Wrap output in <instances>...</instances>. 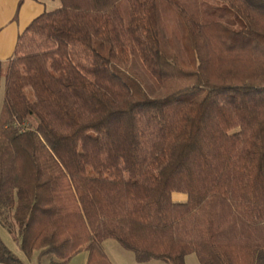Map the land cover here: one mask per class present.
<instances>
[{
	"label": "trees",
	"instance_id": "16d2710c",
	"mask_svg": "<svg viewBox=\"0 0 264 264\" xmlns=\"http://www.w3.org/2000/svg\"><path fill=\"white\" fill-rule=\"evenodd\" d=\"M201 1L58 0L0 61V226L26 258L264 264V0H213L239 29ZM0 264H24L1 238Z\"/></svg>",
	"mask_w": 264,
	"mask_h": 264
},
{
	"label": "crops",
	"instance_id": "0c3cea01",
	"mask_svg": "<svg viewBox=\"0 0 264 264\" xmlns=\"http://www.w3.org/2000/svg\"><path fill=\"white\" fill-rule=\"evenodd\" d=\"M58 6V0H41V2L37 0H0V61L7 60L11 57L17 42V37L33 19L44 12H48L47 7L55 9ZM13 12L14 14L10 15ZM21 13L23 14L21 15ZM13 23H15V26L8 29L7 27L11 26ZM174 199L177 201H184L185 196L175 194ZM112 241L113 240H106L102 243V249L111 264H159V261L137 263L134 260L133 254L130 256L128 252L123 250L120 246H116ZM86 260L87 252H81L73 257L67 264H85ZM184 262L185 264H199L195 255L192 254L186 256ZM44 264H48V262Z\"/></svg>",
	"mask_w": 264,
	"mask_h": 264
},
{
	"label": "rangeland",
	"instance_id": "374dc122",
	"mask_svg": "<svg viewBox=\"0 0 264 264\" xmlns=\"http://www.w3.org/2000/svg\"><path fill=\"white\" fill-rule=\"evenodd\" d=\"M37 1L38 2H41V0H37ZM201 5H202V17H203V21L205 23L206 22H209V21H218V22H221V23H223L225 25H228V26L233 27V28H236V29H239L241 27V24H239V22L236 20V17H235L234 14L228 13V12L224 11L221 8L222 7V4L221 3L217 4V2L216 1H213V0H203V1H201ZM51 10H53V8H51V7L48 8L47 7V11H51ZM13 14H14V12L12 14H10V15H13ZM22 14L23 13H21V15ZM14 24L15 23H13L11 26H9L7 28L9 29L12 26H15ZM5 61L6 60H3L1 62H5ZM145 83H146V86H147L149 92L152 95H157L152 90L150 84L148 82H145ZM2 97H3V88L1 86V90H0V103L2 101ZM0 238H1L2 242L4 243V245L12 253H14L16 256H19L20 259L22 260V262L24 264H44L46 262H49L48 261L49 258H47V257L39 258L38 255H37V253H34L29 258H26L22 254V252L19 250V247L16 244V242L13 240L12 236L7 232L6 229L2 228L1 226H0ZM112 242H114V244H116V246H119L115 241H112ZM126 252H128V251H126ZM128 254H130V256H132V253L128 252ZM263 257H264V252H263ZM158 263L159 264H166L164 262H158ZM72 264H75V263H72Z\"/></svg>",
	"mask_w": 264,
	"mask_h": 264
}]
</instances>
